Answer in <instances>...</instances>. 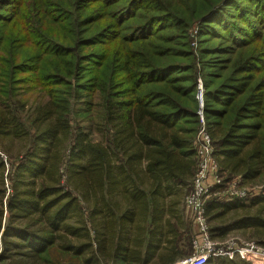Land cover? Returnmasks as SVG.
Masks as SVG:
<instances>
[{
    "label": "trees",
    "instance_id": "obj_1",
    "mask_svg": "<svg viewBox=\"0 0 264 264\" xmlns=\"http://www.w3.org/2000/svg\"><path fill=\"white\" fill-rule=\"evenodd\" d=\"M30 1L0 13V150L17 158L6 200L0 157V262L187 259L198 80L194 67L169 60L160 35L186 31L191 18L176 0ZM250 1L238 15L252 13L257 25L249 19L236 35L220 24L224 50L236 52L230 70L244 76L214 90L205 81L203 100L224 182L253 186L264 181V0ZM206 215L214 240L238 233L264 247V183L248 199L209 200Z\"/></svg>",
    "mask_w": 264,
    "mask_h": 264
},
{
    "label": "rangeland",
    "instance_id": "obj_2",
    "mask_svg": "<svg viewBox=\"0 0 264 264\" xmlns=\"http://www.w3.org/2000/svg\"><path fill=\"white\" fill-rule=\"evenodd\" d=\"M212 2H215V4L212 7V9H210L211 13L209 12L205 14L203 12H206L208 10V7L211 6V4L213 3H209L208 5L205 6L204 0H176V3L180 4L183 10H186L185 12H187L188 16L191 18L189 22L186 23V26L188 27L186 31L183 32H179L172 27H168L165 28L160 35L162 36V38H169L171 42L168 45H164V47L169 46L167 48H170V55H171L169 59L170 61L178 60L182 64L187 65L188 67L186 68H191V67L195 68L194 73L197 75L196 78L198 80V85L196 87L197 93L201 88V90L203 91V95L205 90L203 87L205 81L208 82L209 89L214 90L219 88L221 85L223 86L227 84V86H232L233 84H237L238 80H240L242 76H244L238 74L237 72L233 73V71L230 70V65L232 64L230 62L232 60L233 61L235 60L236 52H234V55H227L226 50H224L226 46L230 44V36L226 32V30H224V27H222L220 24H225L229 28H232L234 34L237 35L238 30L236 28H239L240 25L246 23V21L249 20L250 17L253 15L250 12H245L241 16L238 15L239 12L244 8L245 5H246L245 8L246 11H249V9H252L254 6V4H252V1L250 0H243V2L241 3H238V0H218L217 2L216 0H213ZM9 3H12V5H10ZM13 4H15V0H0V8H3V10H0V13L9 16L12 11ZM5 5L6 7H4ZM215 15L218 16V20L212 19L213 16ZM136 19L129 24L139 21ZM250 20L253 21L254 25L258 24L257 17H254ZM168 22L169 21H167L166 19L164 24H167ZM172 22L173 21H171V23ZM29 28L35 29L33 25ZM5 30L6 29L3 20H1L0 18V38L1 35L4 34ZM96 50H99V48L96 47ZM247 50L251 52V49H247ZM241 51L242 49L237 50L238 53ZM248 51H245L246 54ZM19 76L24 77L28 75L21 74ZM199 110H200V104L198 101V109L196 111V114ZM204 117H205V113H204ZM20 149H21V145L16 143L13 148V154L16 155L20 151ZM0 153H1L0 157L3 158L8 165L7 166L8 170L5 179L6 188L8 189L6 193V200H7V197L9 196L10 193L9 174L12 172L10 169L12 168V166H14L15 162L17 161V158L15 156L7 155V153L4 152L2 149L0 150ZM236 179L240 187L245 188L248 191V197L246 199L250 198L252 194H254V192L261 191L262 184L264 183L263 181L262 183L253 186L243 185L240 178H236ZM237 182L235 181L232 183L223 182L221 186H219L215 191L212 192V194H210L208 199H206V203L212 199L223 200V201L235 199L232 198L231 193L233 189L236 188L235 183L237 184ZM186 222L188 227L187 231L188 234L190 235V246L192 252L191 255L187 257V259L182 260L178 264H185L193 256V252H194L193 240H195L196 236L199 234L198 226L195 224L192 214L190 215V217H187ZM211 225L212 224L210 223L209 227H211ZM1 238L2 235L0 234V240ZM215 240L220 243L235 241L238 243V246L240 247H244L245 243L246 244L251 243L258 248V249H253L254 251L264 255L263 246L258 245L254 241L247 240L238 233L231 234L229 237H227L224 240H219V239H215ZM184 249L188 250L186 246H184ZM250 263L262 264L257 261L254 262L251 261ZM0 264H7V263L0 262Z\"/></svg>",
    "mask_w": 264,
    "mask_h": 264
},
{
    "label": "built area",
    "instance_id": "obj_3",
    "mask_svg": "<svg viewBox=\"0 0 264 264\" xmlns=\"http://www.w3.org/2000/svg\"><path fill=\"white\" fill-rule=\"evenodd\" d=\"M200 110L198 130L193 140V147L197 155V170L192 182V191L184 201L185 209L192 214L199 234L193 240V256L185 264H207L210 258H234L239 257L248 262L255 261L254 257L264 259V255L253 249H258L254 244L245 243L244 247L238 246L235 241L220 243L214 240L210 233L208 218L206 215V199L224 182L219 162L215 156L213 139L208 131L204 117V100L201 88L197 93ZM234 179L228 183L237 182ZM231 196L244 200L248 197V191L235 183ZM251 260V261H250Z\"/></svg>",
    "mask_w": 264,
    "mask_h": 264
}]
</instances>
